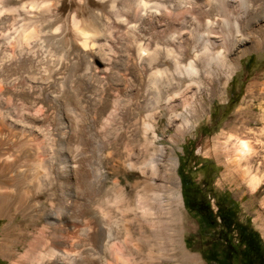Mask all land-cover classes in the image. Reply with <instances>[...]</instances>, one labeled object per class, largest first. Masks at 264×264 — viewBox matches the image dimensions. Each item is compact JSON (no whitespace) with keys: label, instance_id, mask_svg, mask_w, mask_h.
<instances>
[{"label":"rangeland","instance_id":"obj_1","mask_svg":"<svg viewBox=\"0 0 264 264\" xmlns=\"http://www.w3.org/2000/svg\"><path fill=\"white\" fill-rule=\"evenodd\" d=\"M55 1L57 0H42L43 3L45 2L44 4H54ZM80 1L82 2L80 3ZM121 1L114 0V6H110V0H106V2L105 0H58V5L53 6V10L50 13H44V15L36 14L37 9L30 8L36 15L34 21L36 29L39 31V36L36 39H31L21 53H17L13 59L4 61V63L2 62L0 68L2 69L0 70V75H4L2 77H6V75H11L13 73L11 77L28 74L34 77L47 78L48 90L50 89L49 91H52L54 88L53 93L58 96L54 104L50 102L41 103V111L35 118V124L37 126L43 124V126L51 132L52 145L50 144V146H52V151L50 154L56 152L62 160V163H60V171L62 168L63 216L60 219L61 222L58 221L59 228L63 234L62 238L65 241H69L74 237H80V243L75 248V252L79 258L78 264H184L179 258H176V249L174 250L172 244L164 236H159L158 238L151 237L147 246H139L137 250L135 249L137 245L135 243H137V241L133 237L137 236V222L134 220L131 222L133 228L129 234L126 231L124 218L125 216L132 217L134 212L140 214L141 209L139 207L134 211L126 210L127 208L123 206L124 204L118 202L119 200L115 192H113L111 196L112 210L109 225L112 239L110 245L103 254L99 250L87 249L86 242L96 229L94 228L95 226L92 220H90L91 212L87 207V198L89 196L81 180L84 173L88 172L89 159L92 157L90 147L87 145L89 141L87 135L89 131L92 132L90 127L94 124L97 115L87 113L84 110L92 106V104L93 106L105 104L112 109L115 117L112 123H114L115 126H119V130L113 132V136L110 140L111 142H109L111 146V159L108 166L103 167V173L108 177V180L106 179L108 185L111 186L112 182L117 181L119 186L124 189V193L128 194L131 200H134L136 197L147 200L153 196L152 191L157 196L159 195L162 203L160 206L161 208L159 207V209H156L157 214H155V217L161 220L167 219L169 225L172 227L170 233H172L173 230L176 232L181 249L195 262V264L205 263L201 259L199 253L200 242L196 233V221L185 209L183 204L178 166L182 168V176L185 177V188L188 189L187 184L192 182L197 189H201L202 193H207L210 197L209 202L213 210L215 209L214 201L220 200L221 193L223 191L229 193L231 198L238 204L236 218L242 222L247 220L250 227L258 232L264 244V182L253 191L250 190L247 184L235 182V180L227 174V171H225L224 158H219L218 153L214 151V145L219 139L223 140L225 134L241 126L242 122L240 120L244 121L247 127L253 129L260 128L264 125V122L255 121L264 108V93L261 94L259 88L256 86L264 83V44L256 50L242 53L240 57L235 60V71L219 94L207 97L205 94H202L204 100L203 112L198 114L192 126L184 136H174V127L168 122L166 110L164 108L158 109L159 117L155 125L157 133L155 146L163 149V151L166 152V156H164L165 160L162 159L159 163V172L155 177L151 190V187L147 186L148 175H142L136 169L128 168V153L132 151L136 152L140 147L141 129L139 127V120L147 113V99L151 97L154 98L155 102L152 106L157 107V105L159 106V104L164 101L166 96L165 93L168 94L173 91V89L171 90L169 85L166 84L168 80L172 81L173 79L176 81L180 76L183 85L187 83V80L184 78L183 74L174 73L176 71L171 67L168 71H161L162 74L160 76L161 80H159V85L153 88L147 86V75L141 73L136 63L131 60H126L124 50L126 47L132 45L130 39H133L125 29L122 30V28H120L124 23H127L128 26L131 25L133 29L136 28L134 30L137 32L133 33V36H135L137 40L139 39L138 41L142 38V40L150 39L152 43L159 48V51L162 50L161 55L163 56L165 55L163 48H171L173 46L171 48L173 54L177 56L181 65H185L196 51L197 53L200 52L199 49L204 45L208 31L212 30L216 32V30H218L219 32L217 33L219 34L213 33L215 36H220L219 39L227 37L226 31L227 33L229 32L228 35L232 33L234 21L240 18V15H249L251 6L254 7L257 5L258 7L264 8V0H254L253 2L248 0L247 6H249V9H247L246 5L239 6L235 3H225L226 0H171L174 6L193 5L192 8H190L192 10L186 9L189 15L184 10L182 12L183 8H177L176 10V18L181 19L182 15L183 18L179 22L185 20L188 30L193 24L192 28L195 30L190 29L188 32L192 33L193 37L194 34H196L195 37L199 34L198 37L195 38L196 40L193 38L196 43H186V47L184 46L186 49L184 48L183 51L180 47L176 46V44L172 45L168 42L167 35L163 30L155 31L149 29L150 27L145 28L146 25L143 23V16L140 17L141 12L140 10L137 11L135 4H133L132 14H130V10L122 8ZM142 1H145L148 5L150 4L149 0ZM187 1L188 3H186ZM174 3H176V5ZM9 4L12 5L11 7L13 8L16 7V10L11 13L12 19H10V23L7 24L4 33L9 31L10 33H15L21 26L27 25L28 20L26 17L18 15V9H21L20 6H18V0H11ZM195 4L196 6H194ZM204 4H206V6L209 4L214 6L215 10L213 11L217 14L212 12V15L216 14L217 16L211 15L206 17L200 16L198 13L193 16L196 11L200 10L199 5L205 6ZM220 5L222 7L219 8ZM227 8L228 10L226 11L225 9ZM134 11H136L138 15L133 17ZM89 13L95 14L93 15L95 22L101 26V28H105L104 32L102 31L103 33L97 38L99 47L101 46V48H103V46L106 47L108 44L106 41L109 36L107 35V29L111 30L113 35L115 34L112 37L113 39L115 38V42L111 51V53H114H110L113 59H115L113 60V65L109 66L106 70H103V66L98 64V62L95 61V63H93L89 55L83 51L82 47L72 36L70 26L72 15L76 14V17L81 18L88 16ZM223 13H225L224 16ZM197 15L200 21L196 19ZM231 16L233 19H231ZM128 18H130V20ZM213 18L216 19V26L212 29V27L206 25L205 22L207 20L214 22ZM117 24L118 27H116ZM140 28L141 32L138 31ZM158 32L164 36L160 35ZM180 32H187V29H181ZM262 32L260 33V37L264 36ZM1 33L2 31L0 30V35ZM157 34L159 36H157ZM154 38H156V40ZM166 41L167 43H165ZM127 43H129V45H127ZM152 43L147 45L149 50L153 49L155 46H151ZM218 43L215 44L216 46L214 45L212 47V53L223 50V45ZM124 44H126V46ZM59 61L61 62L62 68H58ZM167 62V59H164V64H167ZM11 68H15L16 72H13V70L11 71ZM59 85H61V88H59ZM132 88L137 91V95L132 101H128L129 96H126L125 93ZM68 93L70 94V98ZM73 93L75 96L72 95ZM72 96H74V98H72ZM66 102L70 104L69 108H71V112L65 110L66 107H68V105H65ZM144 104H146V106ZM26 107H30V105H26ZM246 110H251L252 114L248 115ZM176 111H183L182 107H178ZM4 126L9 128L8 124ZM0 139L5 140L6 138L0 135ZM19 145L20 142L14 139L10 141L9 144L7 143L0 147V164L5 161L2 152L4 153L9 149V152L13 154L15 160H13V162L10 160V164L12 163L10 167L11 172L5 171L0 173V192L6 191L4 187L5 184L7 185L8 182H12L14 183L12 188L17 192L16 196H18V192L21 191L22 186H25L19 177L17 178V175L19 176L21 172L30 175L27 168L29 158L25 157V153L20 149ZM168 155L170 159L167 157ZM171 162L174 164L172 179L167 170ZM63 165H65V167H63ZM56 167L57 165H54L53 168L50 169V174L53 178ZM44 196L36 195L33 197V200H44L46 195ZM0 203V239L9 238L12 244L15 245V247L12 246V249L16 250V244L19 245L18 243L22 240V236L16 231L11 232L6 230L5 227L12 217H14L13 224H20V226L23 227L24 224L29 221L26 207L24 206L25 208L23 207L17 210L15 203L12 201H0ZM140 205L141 203L139 206ZM88 223L90 224L88 225ZM82 226H86L85 228L87 230H85L84 235L81 237L79 233ZM48 231L49 230H47V232ZM121 240L122 245L120 244ZM129 244H131V246ZM148 253L153 255H150L153 262H150L152 260H149L150 257H147ZM171 256L174 257L172 258ZM0 264H8V261L0 256Z\"/></svg>","mask_w":264,"mask_h":264},{"label":"bare ground","instance_id":"obj_2","mask_svg":"<svg viewBox=\"0 0 264 264\" xmlns=\"http://www.w3.org/2000/svg\"><path fill=\"white\" fill-rule=\"evenodd\" d=\"M10 1L11 0H0V30L2 31L0 35V68L2 62L4 63V61L13 59L17 53H21L31 39H36L39 36V31L36 29L34 21L36 15L32 10H30V8L37 9L36 14L44 15V13H50L53 10V6L58 5V0L55 1L54 4H44L45 2L43 3L42 0H18V6L21 8L20 10L18 9V15L26 17L28 24L21 26L15 33H10V29L7 30L9 32L4 33L7 24L10 23V19H12L11 13L16 10V7H11L12 5L9 4ZM253 1L254 0H251V2ZM81 2L82 1H80V3ZM149 2V5L142 0H123L120 3L122 8L130 10V12L133 9V4H135L137 11L140 10L141 12L140 17L143 16L142 19L144 25H146L145 28L150 27L149 29H153L155 31L163 30L167 35L169 40L168 42L172 45L176 44V46L180 47L182 51L186 47V43L194 42L193 38L195 39L198 37L199 34H197V37H195L196 34H194L193 37L192 33L188 32L190 29H193V24H190L191 27L188 30L185 20L179 22L183 18L182 15L181 19L176 18L177 8H183L182 12L184 10L187 13L186 9L192 8V4V6H188V4L187 6H174L171 0H149ZM227 2L235 3L239 6L246 5L247 9H249V6H247V2H249L248 0H226L225 3ZM113 3L114 0H110V6H114ZM176 3L174 4L176 5ZM186 3H188V1ZM196 4L194 6H196ZM204 5L205 6L199 5L200 10L196 11V9V13L192 15L195 16L198 13L200 16L208 17L212 15V12H215L213 11L215 10L214 6H211L210 4V6H206V4ZM220 7L222 6L220 5L219 8ZM225 10L227 11L228 8ZM249 10V15L245 11L247 16L240 15V18L237 17L238 19H236L233 24L232 33L228 35L229 32L227 33L226 31L227 37L219 39L220 36L218 37L214 35V33L219 32L218 30H216V32L212 30L208 31L204 45L201 46V48L199 47L200 52L197 53L196 51L193 57L188 60L185 65H181L177 56L173 54L171 49L173 46L170 48L166 45L169 48H163V52L165 54L163 56L161 55L162 50L159 51V48L156 47L150 39L142 40V38L138 41L139 39L137 40V38L133 36V33L137 32L134 30L136 28L133 29L131 25L128 26L127 23H124L125 25L123 24V26L120 27L122 30L125 29V31H127L133 39H130V43L132 45L130 47H126L124 50L126 60H131L136 63V65L140 68L141 73L147 75V86L153 88L159 85V80H161L160 76L162 74L161 71H168L171 67H173L176 71L174 73L183 74L184 78L187 80L185 85L182 84L180 76L176 79V81L173 79L172 81H165L166 84L169 85L170 89H173V91L168 94L165 93L166 96L164 101L159 104V106L157 105V107H154L152 104L154 105L155 99L151 97L147 99V106L144 104L147 107V113L139 120V127L141 129L140 147L136 150V152L132 151L128 153L127 165L128 168L136 169L142 175H148L147 186H153L155 177L159 172V163L165 158L164 156H166V152H164L163 149L155 146V138L157 135L155 125L157 124V119L159 117L158 109L164 108L166 110L168 122L174 127V136H184V134L187 133L188 129L192 126V123L198 114L203 112L204 100L202 98V94H205L206 97L219 94L235 71V60L239 58L242 53L250 50H256L264 44V36L260 37V33L262 31V34L264 35V8L255 5L254 7L251 6V9ZM130 14H132V12ZM216 14L212 16H215ZM224 14L225 13H223V16ZM93 15L95 14L89 13L88 16L79 18L76 17V14H73L70 24L72 36L82 47L83 51L89 55L91 61L93 63H95V61L98 62V64L103 66L102 69L106 70L109 66L113 65V60L115 59L111 56V54L114 53H111V51L115 42V38L113 39L112 37L115 34L113 35V32L107 29V35L109 36L106 41L108 44L105 42L107 44L106 47H104L103 44V48H101V46L99 47L97 44V38L104 32L105 28H101V26L95 22ZM137 15V12L134 11L133 17ZM130 18L128 19L130 20ZM196 19L198 20V15ZM231 19H233V17ZM198 21H200V19ZM213 21L214 22H210L207 20L205 22L204 19L206 25L212 27V29L216 26V19L213 18ZM118 24L116 27H118ZM184 28L187 29V32H180V30ZM140 30L141 28L138 31L141 32ZM159 34L162 35L161 33ZM157 36L159 35L157 34ZM154 39L156 40V38ZM218 42L223 45V50L217 53H212V47ZM150 43H152L151 46L155 45L151 50L147 47ZM165 43H167V41ZM124 45L126 46V44ZM127 45H129V43H127ZM164 59H167V64H164ZM60 67L61 62L59 61L58 68ZM10 70L16 72L15 68H11ZM11 75H6V77H2L4 75H0V135L6 138L5 140L0 139V147L4 144H9V142L14 139L18 140L20 142V149L24 151L25 157L29 158L27 168L30 175L22 172L19 176L17 175V178L19 177V179L24 183L23 185H25L22 186L21 191L18 192V196H16L17 192H15L14 188H12L14 183L8 182L7 185L5 184L4 187L6 191L0 192V201L14 202L17 210L25 206L27 211L26 213L29 216V221L22 227L20 224H13L14 217L10 218L5 229L11 232H18L22 236V240L20 239L21 241L18 243L19 245L16 244V250H13L12 246L15 247V245L12 244L9 238L0 239V256L4 257L8 261V264H78L79 258L75 252V248L80 243V237H74L69 241L66 240V242L62 238L63 234L61 233L58 225V221H60L63 216V169L61 168L60 171V163H62V160L56 152L50 154L52 151V146H50V144L52 145L51 132L43 126V124H40V126L35 124V118L41 111V103L50 102L54 104L57 101L58 96L53 93L54 88L52 91H49L50 89L48 90L47 78L34 77L28 74L17 77H11ZM59 86V88H61V85ZM256 86L259 88L261 94L264 93V83ZM72 95H74V93ZM125 95L129 96L128 101H132L137 95V91L132 88L127 90ZM74 96H72V98H74ZM26 105H30V107H26ZM65 105H68L65 110L67 112H71V108H69L70 104L66 102ZM178 107H182L183 111L177 112L176 109ZM84 111L97 115L94 124L90 127L92 132L89 131L87 135L89 140L87 145L90 147L92 157L89 159L90 163L88 164L89 169L87 168L88 172L84 173L81 180L89 196L87 198V207L91 212L90 220H92V223L95 226L94 228L96 229L93 234H89L90 237L86 242L87 249L99 250L103 254L110 245V241L112 239L109 225L112 210L111 196L113 192H115L116 197L119 200L118 202L123 203V206L127 208L126 210L134 211L139 207L141 209L140 214L134 212L132 217L125 216L124 218L127 233H131V229L133 228L131 222L133 220L137 222V236L134 235L135 237H133L137 241L135 244L138 245L135 247L136 250L139 246H147L151 237L158 238L159 236H164L172 244L174 250L176 249V258H179L184 264H195V262L181 249L176 232L173 230V232L170 233L172 227L169 225L167 219L161 220L160 218L155 217V214H157L156 209H159L162 203L159 195L157 196L152 191L153 196L147 200L140 197H136L134 200H131L128 194L124 193V189L119 186L117 181L112 182L111 186L108 185V182L106 181V179L108 180V177L103 173V167L108 166L111 159V146L109 142H111L110 140L113 136V132L119 130V126H115V124L112 123L115 117L112 109L108 105L104 104L93 106L92 104V106L86 108ZM246 113L248 115L252 114L251 110H246ZM240 121L242 122L241 126L234 128L229 133L225 134L223 140H218V142L214 145V151L218 153L219 158H224V165L226 168L225 171H227V174L233 178L235 182L237 181L239 183L247 184L250 190L253 191L264 182V125L260 128L253 129L247 127L244 121ZM255 121L264 122V108ZM6 123L9 125V128L4 126L7 125ZM9 150L4 153L2 152V156H4L5 161L0 164V173L5 171L11 172L10 167L12 163L10 164V160L13 162L14 157ZM167 157L169 158V155ZM54 165H57V167L55 168L53 178L50 174V169L53 168ZM173 166L174 164L171 162L170 167L167 169L171 179L173 175L172 172H174ZM63 167H65V165H63ZM152 188L153 187L150 189L152 190ZM36 195H46V198L44 200H33V197ZM140 203L141 205L139 206ZM89 224L90 223H88V225ZM85 227L82 226L80 228L79 234H81V237L84 235L85 230H87ZM47 230L49 231L47 232ZM121 243L122 240L120 244ZM129 245L131 246V244ZM147 255V257H150L149 260H152L151 256L153 255L149 253ZM171 257L173 258L174 256ZM150 262H153V260Z\"/></svg>","mask_w":264,"mask_h":264},{"label":"trees","instance_id":"obj_3","mask_svg":"<svg viewBox=\"0 0 264 264\" xmlns=\"http://www.w3.org/2000/svg\"><path fill=\"white\" fill-rule=\"evenodd\" d=\"M180 174L181 193L185 209L192 215L197 224L199 237V253L205 264H264V244L257 231L252 229L247 220L236 218L237 202L229 193L223 191L224 203L228 210L220 207L215 201V209L211 208L209 196H199V209L191 212L186 206L187 189L185 188L182 168Z\"/></svg>","mask_w":264,"mask_h":264},{"label":"flooded vegetation","instance_id":"obj_4","mask_svg":"<svg viewBox=\"0 0 264 264\" xmlns=\"http://www.w3.org/2000/svg\"><path fill=\"white\" fill-rule=\"evenodd\" d=\"M187 197H186V206L191 212L197 211L199 209V196L202 194L201 189H197L196 186L191 182L187 184ZM216 201V200H215ZM214 201V204H215ZM219 205L222 209L228 210L230 207L228 203H224L222 196H220V200H218Z\"/></svg>","mask_w":264,"mask_h":264}]
</instances>
